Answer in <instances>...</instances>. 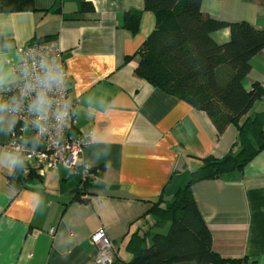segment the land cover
Segmentation results:
<instances>
[{
  "label": "crops",
  "instance_id": "1",
  "mask_svg": "<svg viewBox=\"0 0 264 264\" xmlns=\"http://www.w3.org/2000/svg\"><path fill=\"white\" fill-rule=\"evenodd\" d=\"M33 3L35 12L0 14V72L16 77L9 85L14 84L18 48L58 42L75 100L71 133L91 137L82 159L98 178L81 191L80 178L65 169L38 173L34 163H23L19 182L18 167H0V264H94L90 237L101 228L114 246V264L129 263L134 254L128 244L135 235L148 245L152 233L168 229L166 223L155 226L153 204L171 200L202 159L235 152L237 128L217 135L205 113L136 76L135 55L155 27L143 0ZM201 11L217 21L264 30V0H203ZM129 12L142 15L135 35L122 27ZM212 38L224 44L229 31ZM250 66L243 87L258 84L264 91V49ZM11 119L0 131V152L9 151ZM190 192L213 252L264 264V151L242 171L193 184Z\"/></svg>",
  "mask_w": 264,
  "mask_h": 264
},
{
  "label": "trees",
  "instance_id": "2",
  "mask_svg": "<svg viewBox=\"0 0 264 264\" xmlns=\"http://www.w3.org/2000/svg\"><path fill=\"white\" fill-rule=\"evenodd\" d=\"M202 1L143 0V10L153 15L155 27L135 55L138 58L135 74L205 113L217 135L235 126L238 149L220 159H202V165L191 173L187 185L171 200L161 199L153 204L155 226L166 223L168 229L165 233H152L148 245L144 244L145 238L135 235L128 244L134 257L126 264L245 263L241 259H223L213 252L211 234L190 187L240 172L264 151V110L249 114L256 102L264 100V91L258 84L245 90L242 83L250 72L251 59L264 49V30L244 22L212 19L201 11ZM35 11L33 0H0V14ZM141 16V12L126 13L122 27L131 35L137 34ZM223 29H228L229 41L217 44L212 35ZM20 172L18 167L15 174L19 182ZM90 184L80 182L81 191H87ZM81 191L77 195H82Z\"/></svg>",
  "mask_w": 264,
  "mask_h": 264
},
{
  "label": "built area",
  "instance_id": "3",
  "mask_svg": "<svg viewBox=\"0 0 264 264\" xmlns=\"http://www.w3.org/2000/svg\"><path fill=\"white\" fill-rule=\"evenodd\" d=\"M53 57L63 69L64 82L62 87L51 95L54 96L58 105L66 107L67 115L56 118L50 113L48 131L42 136H37V130L33 127L34 118L28 110V104L34 93L32 96H26L23 107L13 116L15 128L10 133L6 148L12 150L15 147H21L23 163L28 165L34 163L38 173L44 169H65L71 175L79 176L80 182L92 183L97 180L98 173L82 159L83 151L91 142V137L75 135L70 131L75 100L70 95L62 51L57 41L29 43L18 48L17 81L0 90L1 99L8 100L13 96L19 97L22 93H26L30 87L31 78L39 72L40 61ZM26 131L30 133L28 139L25 138ZM28 165L25 166L28 167ZM90 243L96 250L94 264H114L115 249L104 229L101 228L93 233Z\"/></svg>",
  "mask_w": 264,
  "mask_h": 264
},
{
  "label": "clouds",
  "instance_id": "4",
  "mask_svg": "<svg viewBox=\"0 0 264 264\" xmlns=\"http://www.w3.org/2000/svg\"><path fill=\"white\" fill-rule=\"evenodd\" d=\"M15 79L14 76L10 77L0 72V89L5 88ZM63 82V69L56 58L42 59L39 72L31 78L30 87L26 93H22L19 97L13 96L8 100L0 99V131L5 130L7 124L12 122L11 118L19 113L25 97L32 96L34 93L28 104V110L34 118L33 127L37 130V136L44 135L48 131L50 113L56 118L67 115L66 107L58 105L54 96L51 95L62 87ZM23 162L21 147L0 152V167L8 165L19 167L23 165Z\"/></svg>",
  "mask_w": 264,
  "mask_h": 264
},
{
  "label": "rangeland",
  "instance_id": "5",
  "mask_svg": "<svg viewBox=\"0 0 264 264\" xmlns=\"http://www.w3.org/2000/svg\"><path fill=\"white\" fill-rule=\"evenodd\" d=\"M264 101L261 102H257L253 108L250 110L249 114L253 115L254 113L260 112L262 111V107L263 106ZM73 177H77V175H74ZM79 177V176H78Z\"/></svg>",
  "mask_w": 264,
  "mask_h": 264
},
{
  "label": "snow or ice",
  "instance_id": "6",
  "mask_svg": "<svg viewBox=\"0 0 264 264\" xmlns=\"http://www.w3.org/2000/svg\"><path fill=\"white\" fill-rule=\"evenodd\" d=\"M98 238V237H97Z\"/></svg>",
  "mask_w": 264,
  "mask_h": 264
}]
</instances>
